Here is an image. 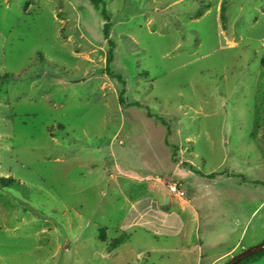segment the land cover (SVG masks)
Wrapping results in <instances>:
<instances>
[{"label":"rangeland","instance_id":"rangeland-1","mask_svg":"<svg viewBox=\"0 0 264 264\" xmlns=\"http://www.w3.org/2000/svg\"><path fill=\"white\" fill-rule=\"evenodd\" d=\"M100 1L0 0V264L264 242V0Z\"/></svg>","mask_w":264,"mask_h":264},{"label":"trees","instance_id":"trees-1","mask_svg":"<svg viewBox=\"0 0 264 264\" xmlns=\"http://www.w3.org/2000/svg\"><path fill=\"white\" fill-rule=\"evenodd\" d=\"M90 3L93 5V7L97 10H99L100 8V4H101V1L100 0H89ZM223 8V7H222ZM101 15H102V18H103V21L105 22L103 24V36L104 38L108 39L109 37V27H110V24L107 20V17L105 15V11L104 9L102 8L101 10ZM108 44L110 45V50H109V53H108V58H107V62L110 63L112 61V50L111 48L113 47V42L111 40H108ZM7 78V75H3L0 77V85H1V82L3 79ZM122 98L120 97L119 98V101L121 102ZM176 183V182H175ZM12 184L11 181H7V180H3L1 181L0 180V187H9L10 185ZM101 239H104V234L102 235V237H100ZM116 244V242H114V244H112V246H114ZM264 255V251H261L253 256H250V257H247L246 259L242 260L241 262H239L238 264H249V263H252L256 258L258 257H261ZM252 261V262H251Z\"/></svg>","mask_w":264,"mask_h":264},{"label":"water","instance_id":"water-1","mask_svg":"<svg viewBox=\"0 0 264 264\" xmlns=\"http://www.w3.org/2000/svg\"><path fill=\"white\" fill-rule=\"evenodd\" d=\"M261 251H264V242L242 251L238 255L230 258L225 264H238L247 257L253 256Z\"/></svg>","mask_w":264,"mask_h":264},{"label":"built area","instance_id":"built-area-1","mask_svg":"<svg viewBox=\"0 0 264 264\" xmlns=\"http://www.w3.org/2000/svg\"><path fill=\"white\" fill-rule=\"evenodd\" d=\"M180 184L175 183V182H170L166 185L168 191L177 196V197H183L184 196V192L181 190L180 188Z\"/></svg>","mask_w":264,"mask_h":264},{"label":"crops","instance_id":"crops-1","mask_svg":"<svg viewBox=\"0 0 264 264\" xmlns=\"http://www.w3.org/2000/svg\"><path fill=\"white\" fill-rule=\"evenodd\" d=\"M230 254H231V251H229L228 253H226L223 257L229 256ZM218 260H220V259H217V260L213 261L211 264H214V262H217Z\"/></svg>","mask_w":264,"mask_h":264}]
</instances>
